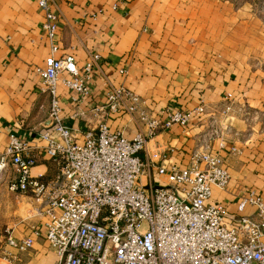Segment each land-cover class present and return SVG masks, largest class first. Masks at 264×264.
<instances>
[{
	"label": "crops",
	"instance_id": "1",
	"mask_svg": "<svg viewBox=\"0 0 264 264\" xmlns=\"http://www.w3.org/2000/svg\"><path fill=\"white\" fill-rule=\"evenodd\" d=\"M59 15L57 55L74 53L80 66L101 54L100 68L90 93L80 95L59 83L66 123L83 140L87 128L98 131L100 121L133 137L144 124L127 112L95 115L106 102L109 83L123 84L142 95L154 116L167 117V106L189 108L204 102L205 119L175 124L150 139L142 154L150 159L143 181L157 174L159 164L185 167L193 150L218 118L230 96L231 126L224 139L214 138L230 173L225 188L213 186L209 201L221 202L226 217L253 213L255 206L238 204L249 189L264 199V0H55ZM45 10L37 0H0V152L9 133L17 132L39 145L35 175L50 178L60 164L49 157L40 134L49 126L50 95L39 90L41 75L51 51L43 32ZM126 68V72L121 69ZM15 178V173L12 174ZM0 184V264H56L58 255L44 235V216H35L31 195ZM42 232L32 247L20 250L6 236ZM5 238V239H4Z\"/></svg>",
	"mask_w": 264,
	"mask_h": 264
},
{
	"label": "built area",
	"instance_id": "2",
	"mask_svg": "<svg viewBox=\"0 0 264 264\" xmlns=\"http://www.w3.org/2000/svg\"><path fill=\"white\" fill-rule=\"evenodd\" d=\"M37 1L45 10L42 29L51 48L45 65L36 67L41 75L39 90L50 95L49 126L40 136L47 155L60 164V172L50 178L33 174L41 147L10 132L0 152V183L10 178V189L35 200L33 213L44 216L43 232L58 255L56 264H264L262 196L249 189L238 208L251 203L255 211L234 220L226 217L224 204L209 201L213 186L225 188L230 180L223 156L212 150V140L224 139L230 129L232 98L211 120L188 165L161 163L157 174L162 181L150 175L144 182L146 166L159 155L155 151L150 159L144 158L148 141L175 124L187 126L198 117L205 119L206 104L167 106L162 111L167 117L154 116L142 95L110 82L106 102L92 108L95 115L100 110L137 114L145 128L128 137L100 121L97 132L87 128L79 141L77 129L64 119L58 85L63 83L82 96L89 94L102 56L95 52L80 66L74 53L57 55L55 0ZM41 232L33 226L22 237L8 233L6 242L25 250ZM1 256L5 253L0 251Z\"/></svg>",
	"mask_w": 264,
	"mask_h": 264
},
{
	"label": "rangeland",
	"instance_id": "3",
	"mask_svg": "<svg viewBox=\"0 0 264 264\" xmlns=\"http://www.w3.org/2000/svg\"><path fill=\"white\" fill-rule=\"evenodd\" d=\"M5 180H6V179H5ZM3 181H4V180H3ZM3 181H2V182H3ZM0 184H1V183H0ZM1 229H2V228H0V231H1ZM4 239H5V238H4ZM0 244H1V242H0ZM0 249H1V248H0Z\"/></svg>",
	"mask_w": 264,
	"mask_h": 264
}]
</instances>
